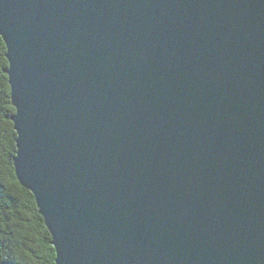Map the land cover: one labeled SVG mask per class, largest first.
<instances>
[{"label":"water","instance_id":"water-1","mask_svg":"<svg viewBox=\"0 0 264 264\" xmlns=\"http://www.w3.org/2000/svg\"><path fill=\"white\" fill-rule=\"evenodd\" d=\"M0 37L55 264H264V0H0Z\"/></svg>","mask_w":264,"mask_h":264},{"label":"trees","instance_id":"trees-1","mask_svg":"<svg viewBox=\"0 0 264 264\" xmlns=\"http://www.w3.org/2000/svg\"><path fill=\"white\" fill-rule=\"evenodd\" d=\"M6 46L0 37V264H55L56 252L34 196L17 181L13 161L16 110L8 83Z\"/></svg>","mask_w":264,"mask_h":264}]
</instances>
